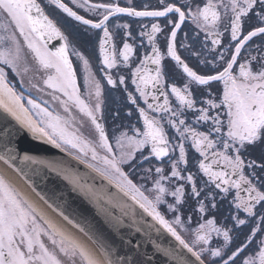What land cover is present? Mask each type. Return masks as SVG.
<instances>
[{
	"label": "snow or ice",
	"instance_id": "1",
	"mask_svg": "<svg viewBox=\"0 0 264 264\" xmlns=\"http://www.w3.org/2000/svg\"><path fill=\"white\" fill-rule=\"evenodd\" d=\"M52 3L58 5L60 9L76 21H80L84 25H90L94 29L103 30L100 51L103 54V64L108 69L116 67L117 63L115 47L111 44L112 33L109 31L107 23L110 17L118 13H127L135 17H165L169 13H177L178 22L173 23L167 52L181 65L183 72L191 79L184 84L183 90L173 84L171 91L175 94L181 106L193 109L196 106V100L192 97L189 88L190 83L196 82L198 85H208L210 81H223V97L219 103L213 99H208L206 101L207 107H200L196 110L199 113L195 116L196 122L211 121L212 127L208 132L197 131L190 124H186L185 119L180 118L183 115V107L176 110L172 109L168 93L163 88L164 76L161 67L163 57L159 47L153 46L152 54L145 55L140 61V65L133 70L132 83L137 86V91L149 110L168 114L167 123L178 134V142L175 146L170 145L161 120L150 117L145 108H139L140 115L144 120L145 130L141 132L140 129H134L135 135L132 136L121 133L116 139V146L121 149L120 155L117 157L113 151V145L109 142L105 133L104 126L98 122L95 115V112L99 110V103L93 107L81 96L76 74L69 60L70 44L68 36L52 19L44 14L42 7L36 0H0V62L10 65L16 71L17 61L20 59L18 31L27 43L28 48L34 53L39 64L45 69H55L56 74L47 76L44 83L53 89L54 93H62L65 98L62 99L60 96L53 94L52 99L58 100L65 112H71L70 106L74 105L80 112L89 117L91 123L95 125V129L99 132L100 146L108 154L101 156L96 147L89 141L84 140L74 132H70L68 130L69 119L58 112L49 110V107L45 106L48 102L38 101L29 96L27 103L31 106V109L25 107L23 94L17 93L15 87L10 84L3 67H0V107H3L6 112L14 116L37 139L47 140L48 143L56 147H60L61 144L71 145V147L79 149L85 157L90 152L91 160L101 162L103 167H98L96 163H89V167L95 168L102 176L112 180L117 188L125 194L131 195V199L140 208L152 216L155 221H158L160 225H163L175 237L180 246L195 257V261H192L185 253L164 248L156 241H151L155 251L163 253L168 258L166 264H205V261L201 259L205 252H208L212 257L222 258L225 255L224 248H227L228 243L231 241L230 230L216 227V220L212 218L199 224L195 230L196 239L190 245L173 227V223H182L181 218L176 216L175 220L170 222L158 210V205L168 191L163 181L175 177L190 182L191 194L194 197L199 198L203 194V200H198L201 213H205L209 209H217L216 195L211 191H205L208 187L207 182L203 188H197L193 174L189 173L187 176H181V172L177 168V164L180 162L187 164L186 149L182 141L190 136L196 150L203 157L198 162V166L209 181L214 184L215 189L221 191L220 199H226L230 189H235V195L229 201L230 206L234 205L231 211L235 212L243 209L250 218L256 217L259 220V223L251 229L246 242L231 252L227 259L223 260V264H229V262L235 264V258L249 248L257 233L264 232V162L257 163L256 160L252 159L246 162L241 155V152L246 150V146H255L258 143L264 144V54L259 57L250 56L239 64L238 75L233 74V66L237 63V57L246 42L258 35H264V26L255 27L246 34L242 33L244 18L249 17V14L257 17L264 24V0H206L203 6L197 4L195 9L189 6L187 13L175 4L167 5L162 11H137L131 7H120L116 3L89 4L88 0H84V3L80 5L81 7H87L90 10L103 9L104 14L99 21L86 19L66 3H63L62 0H52ZM186 16L198 29H202L207 35L216 36V39L212 40L214 45L221 43V33L219 31L210 32V27L216 29L222 18L228 20L226 30L230 27L231 39L237 41V43L234 53L229 60L225 61L226 66L222 71L214 75H199L181 60L175 46L176 30L185 22ZM117 27L127 28L128 26L117 25ZM161 31L159 24H152L151 32H141L140 35L142 37L146 35L149 43L154 44L156 34ZM128 35L130 36L131 33ZM57 37L63 40V44L52 51L48 48V41ZM5 41H10L11 46L3 47ZM105 45H109L112 51L109 52ZM133 53V45L124 42L121 53L123 61L128 62ZM76 55L84 65L86 73L84 85L89 89L88 95L90 96L92 94L91 90L94 89L95 96L100 97L101 86L99 81L91 75L89 60L80 52H77ZM220 59L224 60L223 53L220 54ZM253 62L256 64L255 68ZM146 64L156 66L154 73ZM27 70V68L24 69L25 72ZM19 74L17 71V75ZM105 74L107 75V73ZM107 79L109 84H116V80L111 75H107ZM119 82L124 83L123 76L119 78ZM21 83H23V80H21ZM149 85H151V91H149ZM157 92H159V95H157ZM161 96H163V103H156ZM128 97L133 104L137 103V98L132 93L129 92ZM149 97H151L153 103H148ZM221 106H226L227 138H221L223 136L221 113L217 112L214 116L209 114V109H220ZM8 131V129H5L3 135L7 136ZM212 133L216 134L217 139L211 138ZM147 145L151 146L150 154L161 159L168 157L170 151L174 152L176 148L179 149V159L171 161L170 176L163 175L164 169L161 167L155 169L156 173L160 175L159 179L154 182L156 190L154 199H150L137 185L133 184L128 179L127 173L120 167L122 163L133 161L136 151ZM126 147L129 149L128 151L124 150ZM220 148L223 151L219 150ZM210 149L215 150L211 152L210 163H205L209 159L208 150ZM229 152L233 154L230 155ZM148 159V156L143 157L145 161ZM214 166L220 167L218 170H214ZM246 167L250 170L247 173L245 172ZM233 176H236L237 179H232ZM71 181L73 184L80 186L78 177H72ZM242 192L245 195L242 196ZM171 195L177 201L183 200L185 195L184 185L181 184L176 187ZM205 200L209 201L208 205L204 203ZM168 207L173 211H178L175 205L169 204ZM247 222V220L239 218L238 215L234 216V223L237 226H243ZM136 230L142 231L140 228ZM156 231H159V229H156ZM211 233L223 235L225 241L223 248L200 247L199 250H196V244H209ZM145 235L148 236L149 233L145 232ZM45 236L53 245V248L50 249L44 242L42 237ZM126 244L134 251H126L123 255H116L115 248L111 250L104 248V264H152L153 256L139 252L141 242L138 241L135 245H132L131 240H128ZM61 255L70 264H75L77 257H79L82 264H101L95 256L66 237L54 224L46 220L41 223V220L37 218L36 210L19 199L18 194L12 187L3 177H0V264H65V261L61 259ZM241 264H264V238L256 243V247L244 257Z\"/></svg>",
	"mask_w": 264,
	"mask_h": 264
},
{
	"label": "flooded vegetation",
	"instance_id": "2",
	"mask_svg": "<svg viewBox=\"0 0 264 264\" xmlns=\"http://www.w3.org/2000/svg\"><path fill=\"white\" fill-rule=\"evenodd\" d=\"M36 2L41 5L49 18L52 19L64 34L68 36L70 44L69 55L76 74L77 83L80 87L81 96L93 107L99 103L100 107L99 110L95 112V115L97 116L98 122L104 126L105 133L108 136L109 142L113 145V151L116 153L117 157H119L121 149L116 146V139L121 133H127L128 136H132L135 135L134 129H140L141 132L145 130L144 120L140 115L139 108H145L150 117H156L161 120L170 145L175 146L178 142V134L167 123L168 114L149 110L147 104L140 97V94L137 91V86L132 83L133 70L140 65V61L145 55L152 54L153 46L159 47L160 53L163 57L161 61L164 76L163 88L164 91L168 93V99L172 109L176 110L177 108L183 107V115L180 118L185 119L186 124H190L192 127L196 128L197 131L208 132L212 127L211 121L196 122L195 116L199 114L196 110L200 107H207L206 101L208 99H213L219 103L223 97V81H210L208 85H198L196 82L190 83L189 88L192 92V97L196 100V106L193 109H187L186 107L181 106L179 100L171 91V86L173 84L183 90L184 84L188 83L191 79L183 72L181 65L167 52V46L170 42V33L173 30V23L178 22L177 13H169L165 17H135L127 13H118L113 17H110L107 23L109 31L112 33L111 44L115 47L117 63L116 67L108 69L107 66L103 64V54L100 51V40L103 38L102 29H94L90 25H84L82 22L69 17L67 13L58 7V5L53 4L52 0H36ZM62 2L66 3L86 19L99 21L104 14L103 9L90 10L87 7H81L80 5L84 3V0H62ZM205 2L206 0H88L89 4L116 3L119 4L120 7H131L135 8L137 11H162L167 5L175 4L186 13L189 6L195 9L197 4L203 6V3ZM228 23L229 22L226 18H222L218 28L213 29L210 27V32L219 31L221 33V43L219 45H214L212 40L216 39V36L207 35L202 29H198L186 16L185 22L176 30L177 35L175 46L181 60L187 63L188 66L199 75H214L217 72L222 71L226 66L225 61L230 59L235 51V45L237 43V41L231 39L230 27L226 30V25H228ZM152 24H159L162 29L160 33L156 34L154 44L149 43L146 35L143 37L140 35L141 32H151ZM117 25H127L128 27H117ZM259 26H264V24H262L257 17L249 14V17L244 18L242 33L246 34L248 31ZM129 33H131L130 36L128 35ZM206 35L207 39L205 38ZM17 36L21 42L22 50L27 56L28 67L31 68L32 80H30L29 86L25 83H21V78L23 76L21 73L17 75L18 70L14 71L10 65L4 63L3 66L0 67L5 69L7 79L10 84L15 87L16 92L23 94V102L26 107L31 109V106L27 103L29 96L38 101L48 102L45 106L49 107V110L58 112L60 115L69 119L68 130L70 132H74L84 140L89 141L94 147H96L97 152L101 156L108 154L106 150L100 146L99 132L95 129V125L91 123L89 117L80 112V110L74 105L70 106L71 112H65L60 102L52 99L53 94L60 96L62 99L65 98L62 93H54V90L44 83L47 76L56 74L55 69L43 68L35 58L32 50L28 48L23 37L19 35L18 31ZM124 42L132 44L134 47V53L130 56L128 62L123 61L121 54ZM105 47L109 52L112 51V48L109 45H105ZM77 52L82 53L83 56L89 60L91 75L100 83L101 95L98 98L95 96L94 89L91 90L92 94L90 96L88 95L89 89L84 85V77L86 75L84 65L82 60L77 57ZM221 53L224 54V60L220 59ZM261 54H264V35H258L253 37L252 40L246 42L240 55L237 57V63L233 66V74L238 75L239 64L243 63L250 56L259 57ZM146 66L154 73L155 65L146 64ZM253 67H256L255 62H253ZM105 73L111 75V77L116 80L115 85L108 83L107 75ZM121 76L124 77L123 84L119 82ZM157 87L159 88V85ZM149 91H151V85H149ZM129 92L137 98L136 104H133L131 99H129ZM157 95H159V92H157ZM148 103H153L151 97H149ZM156 103H163V96H161L160 100ZM217 112L221 113V120L223 121V136L221 138H227L226 133L228 128L226 106H221L220 109H209L210 115L214 116ZM181 127L183 128V126ZM211 138L214 140L217 139L216 134L212 133ZM182 142L186 149L187 164H184L183 162L177 164L181 176H187L189 173H192L197 188H203L207 182L208 187L205 191H211L216 195L217 209H209L205 213H201L199 211L198 200H203V194L199 198L194 197L191 194L190 182L181 179L180 177H175L168 181H163L168 191L164 195L162 202L158 205V210L170 222L174 221L176 216L181 218L182 223H173V227L176 228L177 232H179L182 238L190 245L193 244V241L196 239L195 230L198 228L199 224L204 223L208 219L215 218L216 227L229 229L231 241L228 243L227 248H224L225 255H223L222 258H217L212 257L208 252H205L201 257L206 264H223V260L227 259L231 252L235 251L246 242V238L249 236L251 229L259 223V220L256 217L250 218L243 209L236 210L235 212L231 211V209L234 208V205L230 206L229 201L233 199L235 189H230L227 198L221 200V191L215 189L214 184L209 181L208 177L198 166V162L202 160L203 157L193 145L192 138L189 136ZM61 146L75 157H79L78 159L81 161H87L85 162L86 164L89 165V163H96L98 167H103L101 162H94L91 160L90 152L88 153V156L85 157L80 153L79 149L73 148L71 145L61 144ZM124 150L128 151L129 149L126 147ZM214 150L215 149L208 150L209 159L205 161V163H210L211 152ZM219 150L223 151L222 148ZM150 153L151 146L147 145L136 151L133 161L122 163L120 167L125 173H127L128 179H130L133 184L137 185V187H139L150 199H154L156 195L154 182L159 179L160 175L156 173L155 169L161 167L164 169L163 175L170 176L172 170L171 161L179 159V149L176 148L174 152L170 151L169 156L162 159L156 158ZM229 154L231 155L233 153L229 152ZM241 155L246 162L249 159L256 160L257 163L264 162V144L258 143L255 146H246V150L242 151ZM144 156H148L149 159L146 161L143 160ZM219 167L220 166H214V170H218ZM248 171L250 170L246 167L245 172L247 173ZM0 177H2L1 174ZM232 179H237V177L233 176ZM5 181L18 194L19 199L29 206L19 192H17L6 179ZM181 184L184 185L185 195L183 200L177 201V199L171 195V192ZM241 195L243 196L245 193L242 192ZM204 203L208 205L209 201L205 200ZM169 204L175 205L178 211L171 210L168 207ZM236 215L248 222L243 226H237L234 223V216ZM37 218L38 220H41V223L44 222L38 214ZM42 238L50 249L53 248V245H51L46 236ZM261 238H264V232L257 233L249 248L235 258V264H241L244 257L256 247V243ZM224 244L225 241L222 234L217 235L216 233H211L209 244L205 245L199 243L196 244L195 247L196 250H199L200 247L223 248ZM61 259L65 261V264H70V262L62 255ZM75 264H82L79 257L75 259ZM229 264H231V262H229Z\"/></svg>",
	"mask_w": 264,
	"mask_h": 264
},
{
	"label": "water",
	"instance_id": "3",
	"mask_svg": "<svg viewBox=\"0 0 264 264\" xmlns=\"http://www.w3.org/2000/svg\"><path fill=\"white\" fill-rule=\"evenodd\" d=\"M44 14L47 15L45 11ZM61 44L63 40L58 37L48 41L52 51ZM5 129L9 130L7 136L3 135ZM0 173L44 221L54 224L101 264L105 261L104 248H115L116 255L134 251L126 244L128 240L132 245L141 242L139 252L153 256L152 264H166L168 258L156 252L151 241L185 253L195 261L131 195L62 146L37 139L3 107H0ZM72 177L79 178L80 186L72 183Z\"/></svg>",
	"mask_w": 264,
	"mask_h": 264
},
{
	"label": "rangeland",
	"instance_id": "4",
	"mask_svg": "<svg viewBox=\"0 0 264 264\" xmlns=\"http://www.w3.org/2000/svg\"><path fill=\"white\" fill-rule=\"evenodd\" d=\"M18 38V36H17ZM11 42L5 41L3 47H10ZM0 66H3V62H0ZM27 68L28 70L25 72L24 69ZM19 73L22 74L23 83L29 86L31 79V68L28 67V59L24 51L22 50L21 42H20V59L17 61V69Z\"/></svg>",
	"mask_w": 264,
	"mask_h": 264
}]
</instances>
